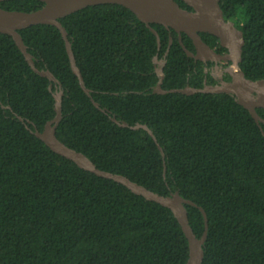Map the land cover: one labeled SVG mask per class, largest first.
Instances as JSON below:
<instances>
[{
	"label": "trees",
	"instance_id": "obj_1",
	"mask_svg": "<svg viewBox=\"0 0 264 264\" xmlns=\"http://www.w3.org/2000/svg\"><path fill=\"white\" fill-rule=\"evenodd\" d=\"M218 3L243 35L240 70L249 80L264 79V0ZM43 5L0 1L2 9L23 12ZM59 21L84 86L105 112L81 89L56 27L19 30L34 66L48 69L62 86L57 139L101 170L192 201L185 208L196 238L204 227L201 207L207 218L202 264H264V125L230 94L153 92L154 58L165 60L162 90L214 83L172 29L150 24L158 48L146 25L113 3ZM199 36L216 45V37ZM181 39L193 51L185 34ZM49 84L11 36L0 33V264H187L188 242L170 209L78 168L17 119L43 129L55 114ZM256 113L264 119V108ZM136 124L153 133L163 155L144 129L130 128Z\"/></svg>",
	"mask_w": 264,
	"mask_h": 264
},
{
	"label": "water",
	"instance_id": "obj_2",
	"mask_svg": "<svg viewBox=\"0 0 264 264\" xmlns=\"http://www.w3.org/2000/svg\"><path fill=\"white\" fill-rule=\"evenodd\" d=\"M2 1V0H0ZM44 5L34 11L23 12L15 10H5L0 8V33L11 36L15 45L22 53L25 61L30 68L38 75L45 77L49 82V90L52 86L55 91L52 96L54 98V116L47 121L41 131L34 128L31 130L20 116L17 119L25 125L36 138H38L45 146H47L55 154L68 159L73 162L78 168L88 171L96 176L112 180L125 186L128 190L136 195H140L147 200L156 202L172 211L176 217L181 230L188 242V259L187 264H202V245L206 239L207 233V218L204 210L198 207L203 216L204 227L202 234L196 238L192 229L188 224L187 212L185 205L195 204L190 200L181 198L177 192H171L167 196L154 193L147 188L139 185L127 177L104 171L97 168L92 161H90L83 153L78 152L59 141L56 137L55 131L61 119V98L63 89L60 82L48 69H37L34 66L33 58L28 53L24 45L19 30L38 24H49L56 27L64 41L66 54L68 56L70 68L73 74L77 77L79 85L83 92L90 98L92 104L105 112L104 109L99 108L87 89L83 84V79L78 67L76 66L73 52L71 50L70 42L67 38L66 30L61 25L59 19L69 15L77 10L85 7L104 3H113L121 5L129 9L139 21L143 22L146 27L155 35L157 47L160 42L157 32L150 24H159L166 29H172L178 35V41L188 57L194 60H210V61H230L231 67L227 71L231 79L229 82H222L216 85H204L202 88H193L186 86L182 89L162 90L160 85L162 82V66L165 60H162L160 67L154 66V71L158 77V82L154 86L153 92L164 94L167 92H177L181 94L191 95L194 93H225L234 97L236 102L244 107L260 125H264L262 119L257 113V108H264V79L249 80L245 78L243 72L239 68L241 60V51L244 43L242 32L237 29L232 21L226 20L223 17L222 11L219 7V0H181L190 9H185L179 6L175 0H40ZM208 33L218 40L221 47L227 49L228 53L221 55L217 54L210 48L199 36V33ZM181 33L185 34L191 41L195 52L189 51L182 43ZM171 38L169 39V44ZM169 46V45H168ZM168 48L165 52L167 54ZM155 59V58H154ZM153 59V63H154ZM111 121L119 126L127 127L125 122H119L114 117H110ZM131 129H144L156 143L158 150L163 155L162 148L156 142L153 133L145 126L136 124L130 126ZM165 171V168H164Z\"/></svg>",
	"mask_w": 264,
	"mask_h": 264
},
{
	"label": "flooded vegetation",
	"instance_id": "obj_3",
	"mask_svg": "<svg viewBox=\"0 0 264 264\" xmlns=\"http://www.w3.org/2000/svg\"><path fill=\"white\" fill-rule=\"evenodd\" d=\"M235 26V25H234ZM202 33V32H201ZM204 42V41H203ZM206 43V42H205ZM209 47L210 45L206 43ZM212 48L217 54H227L228 51L227 49L221 47L218 43V40L216 41V45L210 47ZM195 52V49L193 47V51ZM201 63L203 66V72L209 74L212 79L214 80L213 84H208L206 81L204 82V85H216V84H221L222 82H229L231 77L228 74V68L231 67V62L230 61H202V60H195ZM228 77V79H226Z\"/></svg>",
	"mask_w": 264,
	"mask_h": 264
},
{
	"label": "rangeland",
	"instance_id": "obj_4",
	"mask_svg": "<svg viewBox=\"0 0 264 264\" xmlns=\"http://www.w3.org/2000/svg\"><path fill=\"white\" fill-rule=\"evenodd\" d=\"M154 65L156 66V67H160L161 65H162V60L161 59H157V58H155L154 59ZM230 68H228V70H229Z\"/></svg>",
	"mask_w": 264,
	"mask_h": 264
}]
</instances>
